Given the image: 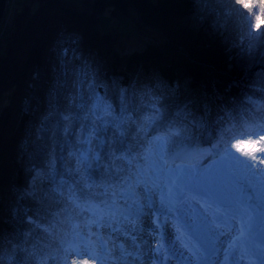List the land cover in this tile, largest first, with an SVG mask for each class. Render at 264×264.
<instances>
[{
	"label": "trees",
	"instance_id": "trees-1",
	"mask_svg": "<svg viewBox=\"0 0 264 264\" xmlns=\"http://www.w3.org/2000/svg\"><path fill=\"white\" fill-rule=\"evenodd\" d=\"M198 1L96 0L86 1L81 11L64 4L53 9L55 0H35L33 9L31 1L23 4L26 13L17 12L15 31L0 49V264H64L77 245L72 238L78 227L89 230L99 209L116 210L129 183L136 186L140 173L157 169L145 160L155 158L153 139L166 145L172 160L183 149L188 153L179 155L181 160L203 159L206 150L198 145L199 134L193 140L192 126L198 131L208 119L223 133L220 146L236 132L260 125L264 110L255 118L246 101L253 93L220 73L231 66L238 74L251 59L235 48L238 37L215 31L207 14L221 17L216 0L204 7ZM235 1L247 28L264 21V0ZM107 6L121 13L131 7L153 35L144 33L150 38L140 48L120 49L118 33L99 31L91 18ZM194 15L200 25L191 20ZM256 27L250 30L254 40L261 34V25ZM73 34L79 43L69 39ZM220 110L227 111L226 118ZM77 115L78 124L107 128L99 166L93 163L87 183L76 175L83 169L78 155L64 146L63 129ZM160 117L168 119L166 129L148 136V124Z\"/></svg>",
	"mask_w": 264,
	"mask_h": 264
},
{
	"label": "rangeland",
	"instance_id": "rangeland-1",
	"mask_svg": "<svg viewBox=\"0 0 264 264\" xmlns=\"http://www.w3.org/2000/svg\"><path fill=\"white\" fill-rule=\"evenodd\" d=\"M23 1H25L24 3H28V1L35 3V0ZM81 1L92 0H58L56 4L53 3L50 6L56 9L57 5L64 4L81 11L83 9V6L80 5ZM201 2V7H204L208 0H201ZM35 6L36 4L31 8L33 9ZM215 6L217 10L223 11L218 19H214L212 14H207L216 23L217 30L215 31L222 35L226 33L230 35L231 32L233 36L238 37V44L236 42L235 48H239L244 57L248 54L247 57L251 59L247 62L248 66L254 60L264 59V21L261 24L255 22L250 28H247L240 3L238 4L235 0H216ZM202 11L200 8L199 12ZM5 12L4 7L1 23L5 20L7 26L2 27L0 35L7 31L8 36L5 37H9L15 31L14 19L17 12L12 9L10 15L7 13V16H5ZM91 14L99 31L108 29L111 30V34L118 33L116 46H119L120 49L129 50L133 45L140 48L150 38L144 33L153 35L154 30L140 23L137 13L131 7L127 8L125 13H121L114 11L112 6H107L102 13L97 14L93 11ZM246 14L247 16L252 15L249 11ZM9 19H11V24ZM194 19H197L196 15L191 18L192 21ZM196 21L199 25L203 22L198 19ZM191 24L194 23L191 22ZM256 24L261 25V34L257 40H254L250 35V30L253 27V30H257L255 29ZM194 33L197 34L195 30ZM161 34L167 44L166 35L162 32ZM251 40L254 42L251 43ZM121 42L122 45L119 44ZM245 44L248 46L247 50ZM251 46L256 51L253 58L247 52ZM257 47L260 50L256 49ZM251 51L249 52L252 54ZM246 69L248 67L244 70L246 71ZM244 70L238 73V77L243 83H256L259 79L260 81L264 79V69H252L243 79L241 76L245 73ZM164 119L160 117L156 119V122L149 123L146 134L153 137L152 132L165 130L159 129V125H167L168 119H165L166 122ZM207 123V121L202 122L204 127L199 126L198 132L200 133L201 127L205 130L206 134L201 140L202 146L209 150L211 148L214 154L210 155L212 152L209 153L210 156H204L206 158L203 160H181L179 155L186 154L185 150H182L184 153L175 155L172 160V157H169V151H166V145L162 141L153 139L154 144L151 147L155 151V158L150 156L145 160L147 162L154 161L157 169L152 168L151 172L147 174L140 173L141 177L136 179V183H138L136 186L130 182L125 197L118 200L116 210L112 211L108 207V211L106 207L104 210L99 209L97 222L89 230L86 226L78 227L72 238L77 245L75 250L66 257L64 256V264H73V261H76L77 264H84V262L87 264H136L140 262V259L146 257L140 251L143 246L141 242L148 244L151 250L145 259L155 258L156 264H251L246 260L252 258L250 254L253 249H255L253 253L258 257V261L264 263V257L260 255L261 250L255 247L258 245L264 253V213L248 203V195H241V182L246 179L254 189L257 198L264 201L262 197L264 195V125L260 132H252L253 135L239 134L230 138L224 147H228L234 142L235 144L230 147L229 153L223 155L227 148L215 150L217 134ZM192 128L193 137L197 131L195 132L194 126ZM233 149L236 150V154L233 153ZM218 152L219 156H217ZM169 166L170 168H168ZM180 166L184 169L177 171L176 169ZM38 176L39 172L33 174L29 185L30 191L34 190L33 182L38 179ZM204 179L211 180L217 191L216 198L211 201L205 197L200 199V196H195L193 199L195 194L191 191L190 185ZM171 186L175 188H172L170 192ZM166 198L168 199L166 200ZM185 204L187 206L182 207ZM162 205L174 209L180 208L184 215L175 210L172 214H167ZM143 213H147V215L141 221L142 227L131 223L136 216L139 219ZM205 218L215 221L217 227L213 231H209L205 227ZM240 225H242V229ZM133 228H137L136 230L147 228L153 230L156 235L153 236L149 233L144 235L142 232L135 234L132 233L134 232L131 230ZM84 230H87V233H84ZM243 235L245 238L242 237ZM144 252H149V250Z\"/></svg>",
	"mask_w": 264,
	"mask_h": 264
},
{
	"label": "snow or ice",
	"instance_id": "snow-or-ice-1",
	"mask_svg": "<svg viewBox=\"0 0 264 264\" xmlns=\"http://www.w3.org/2000/svg\"><path fill=\"white\" fill-rule=\"evenodd\" d=\"M70 40L79 43V37L75 34L69 37ZM67 49H65V53ZM79 121V116L75 118L72 122H70L66 127H64V146H71L75 153L79 157L80 163L83 165L82 170H77L76 175L79 177V182L87 183L90 179L88 173L89 170L92 168L93 163H96L97 166L98 162L101 159L100 153L101 150L105 146V137L104 133L107 131V128L101 124H87V123H77ZM191 191L195 194V196L205 197L208 200H213L217 196V191L213 186L211 180L204 179L199 182H195L190 185ZM197 203H199L197 201ZM187 205H182V207H186ZM164 207V211L167 214H172L175 210L176 212H180L181 215H184L181 212L180 208H173V207ZM187 219V218H185ZM206 219L205 227L209 231H213L217 225L215 221ZM73 264H77L76 261H73ZM87 264V262H84Z\"/></svg>",
	"mask_w": 264,
	"mask_h": 264
},
{
	"label": "bare ground",
	"instance_id": "bare-ground-1",
	"mask_svg": "<svg viewBox=\"0 0 264 264\" xmlns=\"http://www.w3.org/2000/svg\"><path fill=\"white\" fill-rule=\"evenodd\" d=\"M12 2H14V3H16V7H14V9H16V11L18 12V15H19V17L21 16V14H23L24 12L26 13V11H24V7H23V4H24V2H22V4L20 3V0H11ZM55 1H58V0H55ZM92 1H96V0H92ZM20 5V8H18V5ZM34 4H36V3H34ZM37 5V4H36ZM80 5L81 6H83V7H85L86 6V1H84V2H80ZM5 6H6V3H5ZM4 6V7H5ZM62 7H63V4L61 5ZM82 7V8H83ZM64 8V7H63ZM74 8V7H73ZM75 9V8H74ZM87 9H88V7L85 9V11H87ZM47 10H49V9H47ZM76 10V9H75ZM63 11H64V9H63ZM77 11V10H76ZM72 12V13H71ZM70 13V15H67L69 18H70V21H69V23H71V24H73L74 22L71 20L72 18H74L73 16H71L74 12L73 11H70L69 12ZM17 15V16H18ZM22 32V31H21ZM23 33V32H22ZM6 42V40L5 41H2V42H0V49H1V47L4 45V43ZM254 86L253 87H251V86H248L247 84H246V82H245V85L244 84H237L236 83V87H240L241 89H246V90H248V91H251V93H253V94H249L248 96L250 97V102L251 103H254V100L256 99V97H257V94H262L263 92V89H264V87H262L261 85H255V84H253ZM257 93V94H255V93ZM234 100L235 101H237V97L236 96H234ZM233 104H235V103H233ZM220 105V104H219ZM218 105V106H219ZM237 107H240L239 106V104L237 103L236 104V108ZM218 108H221V107H218ZM222 109V108H221ZM224 110H232V109H228V108H224ZM224 110H220V113L223 115V117L224 118H226L227 117V111H224ZM231 111H228V113H230ZM207 114H208V111H207ZM253 114V116H255V118L258 116L256 113H252ZM229 116H230V114H228ZM227 123V125H231L230 123H228V122H226ZM203 131V130H202ZM217 138H220V139H222L223 137H221V136H218L217 135ZM143 232V231H142ZM144 235H146L145 233H144ZM141 244L143 245L142 247H141V249H140V251L143 253V255L144 256H148L149 254H150V252H151V250H150V248L148 247V244H145V243H143V242H141ZM146 250H149V252H144V251H146ZM145 257V258H146ZM144 258V259H145ZM141 264H143L144 262H140Z\"/></svg>",
	"mask_w": 264,
	"mask_h": 264
},
{
	"label": "water",
	"instance_id": "water-1",
	"mask_svg": "<svg viewBox=\"0 0 264 264\" xmlns=\"http://www.w3.org/2000/svg\"><path fill=\"white\" fill-rule=\"evenodd\" d=\"M4 6H5V0H0V23H1V19L3 17V13H4ZM163 33V32H162ZM210 64H208L209 66ZM260 65V62L258 60H254L253 63H251V65L248 67V69H246L245 73L243 74V79L246 78V76L248 75L249 71H251L252 69H257ZM229 68L227 67H224V69H222L220 72L223 74V75H226L228 77L231 78V80H239V75L236 74L235 70H233L231 68V66H228ZM255 67V68H254ZM257 67V68H256ZM247 68V67H246ZM245 69V68H244ZM232 72H235L236 75H233ZM228 74H231V75H228ZM242 190H241V195L244 196L246 194H249L250 198L248 200V203L249 204H253L258 211H262L264 212V201H261L260 199L257 198L256 196V193L254 191V189L250 186V184L248 183V181L246 179H243L242 180ZM264 198V195L262 196Z\"/></svg>",
	"mask_w": 264,
	"mask_h": 264
},
{
	"label": "built area",
	"instance_id": "built-area-1",
	"mask_svg": "<svg viewBox=\"0 0 264 264\" xmlns=\"http://www.w3.org/2000/svg\"><path fill=\"white\" fill-rule=\"evenodd\" d=\"M22 2H25V1H23V0H21V3ZM16 5V3H14V2H12L11 0H6V6H5V10H6V15L5 16H7V13L10 15V11L12 10V9H14V7H16L15 6ZM16 10V9H15ZM17 12V11H16ZM9 17V16H8ZM12 19V18H11ZM11 19H9L10 20V24L12 23L11 22ZM9 24V25H10ZM5 27V26H7V23L5 24V20L2 22V23H0V33H1V30H2V27ZM8 33H7V31H6V33L5 34H2V35H0V42H2V41H4V40H7L11 35H9V37H5V36H8L7 35Z\"/></svg>",
	"mask_w": 264,
	"mask_h": 264
}]
</instances>
